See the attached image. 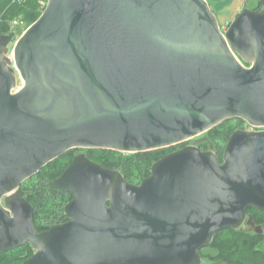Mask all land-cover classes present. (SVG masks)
I'll return each mask as SVG.
<instances>
[{"label":"water","instance_id":"1","mask_svg":"<svg viewBox=\"0 0 264 264\" xmlns=\"http://www.w3.org/2000/svg\"><path fill=\"white\" fill-rule=\"evenodd\" d=\"M250 67H245L235 53ZM236 117L264 127V12L226 30L207 0H48L0 35V252L22 264H200L215 234L264 212V129H236L223 160L186 145L141 183L75 155L54 180L69 221L37 231L10 192L73 148L145 152ZM5 197V202L2 203Z\"/></svg>","mask_w":264,"mask_h":264},{"label":"trees","instance_id":"2","mask_svg":"<svg viewBox=\"0 0 264 264\" xmlns=\"http://www.w3.org/2000/svg\"><path fill=\"white\" fill-rule=\"evenodd\" d=\"M18 1V0H17ZM0 0V35L11 32L10 19L25 16L28 25H31L41 14L39 0ZM209 5L215 1L207 0ZM264 0H260L253 9L261 10ZM238 122H244L242 118H237ZM229 120H224L219 125L208 130V136L212 139L223 138L228 140L237 125H230L224 129ZM224 126V127H223ZM216 145V144H215ZM184 147V144L177 146L164 147L145 152L122 153L117 150L109 149H87V156L99 162L104 167L119 170L124 178L134 184L141 181L151 174V167L155 161L164 155ZM217 155L222 162L224 145H216ZM76 150L70 149L60 157L52 160L34 175L31 182L32 199L35 211V225L37 230L49 228L47 223H55L65 218V204L73 198L71 192L58 190L53 181L64 171L73 159ZM51 204V205H50ZM50 208H47V207ZM254 218L257 225H264V212L250 207L247 212ZM41 216V217H39ZM40 219V221L38 220ZM53 223V224H54ZM264 232L257 233L253 230L227 228L215 234L212 242L201 249V257L207 264H264ZM35 250L30 243L20 247L0 252V264H22L29 258Z\"/></svg>","mask_w":264,"mask_h":264},{"label":"rangeland","instance_id":"3","mask_svg":"<svg viewBox=\"0 0 264 264\" xmlns=\"http://www.w3.org/2000/svg\"><path fill=\"white\" fill-rule=\"evenodd\" d=\"M20 1L21 0H18L17 2L20 3ZM229 1L230 0H221V1H215V2H213L211 4V8H212L213 12L215 13V15L217 16L218 21L219 22L227 21L226 22L227 26H226L225 29H222L223 31L227 29L229 24L236 18L237 14H239L240 12H242L246 8L247 9L255 8L260 0H231L232 2L230 4L228 3ZM227 4H229V6H227ZM263 6L264 5H262V7ZM44 9L41 8V14L44 11ZM217 11L218 12L221 11L222 13H218ZM9 23H10V27H11V32H9L8 34H10V33L18 34V33H21L23 31H25L29 27L28 22L26 21V17L22 16V15H19L18 17L11 18ZM5 35H7V34H5ZM239 58L241 59V61L243 62L245 67H250L251 66L250 62L247 63L240 56H239ZM226 120H229V122L227 124H225V127L223 126L224 129H228V127L231 124L232 125H237L236 129H244V130H263L264 129V127H254V126L248 124L246 122V120H244V119H243L244 122H238L236 117H232V118H229V119H226ZM211 129H213V128H211ZM227 142H228V140L224 142L223 138H221V137L211 140L209 138V136H208V132L206 131V132H203V133H201L199 135H196V136H194L192 138H189V139H187V140H185V141H183L181 143L175 144L173 146L179 147V146H181L183 144H184V146H186V145H194V146H197L200 149L203 148L201 150H213L215 153H217L216 145H220V147H222L224 145V150H225V146H226ZM73 149L76 150L75 154L77 152L83 150L82 153H85L87 155V151H86L87 149H96V148H73ZM120 152H122V151H120ZM122 153H128V152H122ZM77 154H79V153H77ZM14 191H12V192H14ZM9 194H11V192ZM4 202H5V198H3V200H2V203H4ZM50 207L48 206L47 208H50ZM64 209H65V206H64ZM39 217H41V216H39ZM40 219L38 218L39 221H40ZM253 220H254V218H253ZM53 223L49 222L47 224L49 226V224L52 225ZM252 228L253 227H251L248 224H244L242 226V229H244V230H252ZM42 229H45V228H42ZM263 246H264V244H263ZM32 248H33V246H32ZM221 263L223 264L222 261H218V263H216V264H221Z\"/></svg>","mask_w":264,"mask_h":264},{"label":"flooded vegetation","instance_id":"4","mask_svg":"<svg viewBox=\"0 0 264 264\" xmlns=\"http://www.w3.org/2000/svg\"><path fill=\"white\" fill-rule=\"evenodd\" d=\"M201 149H203V148H201ZM83 152V150H81V151H79V152H77V153H82ZM77 153L75 154V155H77ZM75 155H74V157H75ZM73 157V158H74ZM91 159V158H90ZM73 160V159H72ZM72 160L70 161V163L72 162ZM91 160H93V159H91ZM94 161V160H93ZM95 162H97V161H95ZM69 163V164H70ZM97 163H99V162H97ZM68 164V165H69ZM67 165V166H68ZM102 165V164H101ZM103 166V165H102ZM104 167V166H103ZM106 168V167H105ZM66 169V168H65ZM64 169V170H65ZM62 174V173H61ZM60 174V175H61ZM35 175V174H34ZM34 175L33 176H31V177H29L28 179H26V180H24L17 188H16V190L14 191V192H12L11 194H10V197L9 198H14L19 192H23L24 193V195H23V197L33 206V203L30 201L31 199H32V193H33V191H32V187H31V182L33 181V179H34ZM59 175V176H60ZM55 180V179H54ZM30 183V184H29ZM53 183H54V181H53ZM59 190V189H58ZM60 191H62V190H60ZM64 192V191H63ZM65 192H68V191H65ZM5 198V197H4ZM69 202V201H68ZM67 204V203H66ZM65 204V205H66ZM33 210H34V206H33ZM67 221H69V217L66 215L65 216V218L63 217L61 220H59L58 222H55L54 224H62V223H65V222H67ZM34 222H35V211H34ZM54 224H52V225H54ZM52 225H50V226H52ZM35 227H36V225H35ZM36 229H37V227H36ZM48 228H45V229H42V230H37V231H39V232H41V231H44V230H47ZM27 244V243H26Z\"/></svg>","mask_w":264,"mask_h":264},{"label":"built area","instance_id":"5","mask_svg":"<svg viewBox=\"0 0 264 264\" xmlns=\"http://www.w3.org/2000/svg\"><path fill=\"white\" fill-rule=\"evenodd\" d=\"M48 0H39L40 6L42 9H44L47 5ZM261 11L264 12V6L262 7ZM223 29V28H222ZM235 53V52H234ZM236 58L243 64L239 56L235 53ZM244 65V64H243Z\"/></svg>","mask_w":264,"mask_h":264},{"label":"crops","instance_id":"6","mask_svg":"<svg viewBox=\"0 0 264 264\" xmlns=\"http://www.w3.org/2000/svg\"><path fill=\"white\" fill-rule=\"evenodd\" d=\"M232 1L230 0L228 3L230 4ZM229 4H227V6H229ZM222 8V7H221ZM222 11V10H221ZM221 11H217L218 13H222ZM227 21H225V22H219V24H220V26H221V28H223V29H225L226 28V23ZM208 262L207 261H205V260H203L202 259V262L200 263V264H207ZM213 264H216V263H213ZM222 264V263H221ZM224 264V263H223Z\"/></svg>","mask_w":264,"mask_h":264},{"label":"clouds","instance_id":"7","mask_svg":"<svg viewBox=\"0 0 264 264\" xmlns=\"http://www.w3.org/2000/svg\"><path fill=\"white\" fill-rule=\"evenodd\" d=\"M261 11V10H260Z\"/></svg>","mask_w":264,"mask_h":264}]
</instances>
